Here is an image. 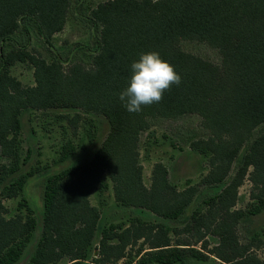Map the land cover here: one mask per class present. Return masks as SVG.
<instances>
[{
	"label": "trees",
	"instance_id": "trees-1",
	"mask_svg": "<svg viewBox=\"0 0 264 264\" xmlns=\"http://www.w3.org/2000/svg\"><path fill=\"white\" fill-rule=\"evenodd\" d=\"M70 0H0V264H16L36 229V220L21 197L19 211L7 217L3 199L18 198L32 172L21 169V114L24 111L69 110L105 119L108 132L90 159L50 175L43 192L38 242L29 264H264L241 244L237 226L246 213L236 210L239 188L251 183L248 214L264 209V0H107L86 17L96 50L88 65L63 62L52 38L63 30ZM53 52L46 61L32 50L26 25ZM27 34L25 45L14 36ZM183 41L216 50L220 63L184 52ZM159 53L181 77L158 104L129 113L119 94L128 86L131 64L141 54ZM18 62L33 67V86L11 75ZM68 119L76 134L82 119ZM197 115L207 137L190 148L208 161L200 181L219 188L206 210L185 217L197 185L179 190L162 163L153 165L149 187L143 183L139 141L156 120ZM76 148L67 142L61 161ZM111 183L123 208L143 209L155 221L100 227V212L90 203L95 190ZM186 219L181 228L170 227ZM209 237L217 243L210 246ZM175 238V239H173ZM256 240L260 242L258 236ZM136 248V249H135ZM135 249V250H134ZM134 251V252H133Z\"/></svg>",
	"mask_w": 264,
	"mask_h": 264
},
{
	"label": "rangeland",
	"instance_id": "rangeland-1",
	"mask_svg": "<svg viewBox=\"0 0 264 264\" xmlns=\"http://www.w3.org/2000/svg\"><path fill=\"white\" fill-rule=\"evenodd\" d=\"M106 1L70 0L66 24L62 31L53 36L51 41L53 50L63 62L73 58L74 61L81 62L85 66L88 65L89 54L96 50V44L86 17L98 4ZM26 28L30 40L28 50L34 51L46 61L51 62L54 56L52 50L45 46L32 24L28 23ZM14 39L23 46L27 41V34L20 31L14 36ZM180 47L184 52L215 64L220 63L217 51L204 43L183 41ZM10 72L23 86L34 85L33 67L30 63L18 62L11 67ZM75 113L80 112L27 110L21 114V169L18 175L29 171L32 172V175L29 176L21 195L14 199H3V204L7 209V217L11 218L18 215L19 211L22 214L26 213L25 209L19 207L21 197L24 198L33 211L37 226L31 241L16 264H29L31 254L38 242L43 216V192L47 178L52 174L78 165L85 159H90L108 132L109 128L105 119L92 114L80 113L82 119L76 134H72L68 119ZM263 128L264 126L258 128L254 134L257 136ZM206 137L207 133L202 128L201 119L197 115H185L174 120H156L151 128L140 136L139 161L143 168V183L146 187L150 185L151 171L156 163L166 166L169 180L179 190L190 185L198 186V193L185 217L194 210L205 211V202L219 191V188L200 184L202 177L207 174L209 169L207 157L190 148L191 142ZM67 142H72L76 151L67 160L61 161L60 153ZM5 164H8V160L0 154V166ZM105 181L108 188L102 191L95 190L90 196V203L100 212V227L108 224L128 225L134 220L145 223L155 221L154 215L146 210L123 208L117 205L113 198L111 183L107 177ZM250 191L251 183L246 178L239 188L235 206L236 210L246 213L237 226V233L240 243L252 245L251 253L264 262V209L256 215L247 213L253 203L250 199ZM185 220L183 218L177 223L168 222V226L181 228ZM255 236H258L260 242L254 238ZM208 241L211 247L217 243V239L212 237H209ZM128 262L129 260H124L119 264ZM137 263V259H134L130 264ZM188 264H217V261L214 258L207 262L189 260Z\"/></svg>",
	"mask_w": 264,
	"mask_h": 264
},
{
	"label": "clouds",
	"instance_id": "clouds-1",
	"mask_svg": "<svg viewBox=\"0 0 264 264\" xmlns=\"http://www.w3.org/2000/svg\"><path fill=\"white\" fill-rule=\"evenodd\" d=\"M128 86L119 94V100L129 113H139L143 107L158 104L173 85L179 86L181 77L159 53L141 54L131 64Z\"/></svg>",
	"mask_w": 264,
	"mask_h": 264
}]
</instances>
